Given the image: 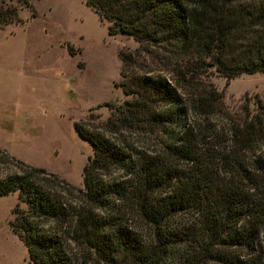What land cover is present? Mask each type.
Returning a JSON list of instances; mask_svg holds the SVG:
<instances>
[{"label": "trees", "instance_id": "1", "mask_svg": "<svg viewBox=\"0 0 264 264\" xmlns=\"http://www.w3.org/2000/svg\"><path fill=\"white\" fill-rule=\"evenodd\" d=\"M84 1L109 34L138 42L124 61L155 51L163 59L140 72L122 67L130 98L98 126L74 122L92 149L80 204L42 168L0 177V197L16 191L24 203L9 225L29 258L70 264L67 240L102 264H210L226 261L224 249L252 248L264 231V197L249 184L264 174V99L231 114L210 75L264 72V0ZM22 6L32 9L30 0H0V29L21 21ZM190 114L227 117L229 144ZM133 133L157 137L158 148L137 145Z\"/></svg>", "mask_w": 264, "mask_h": 264}, {"label": "rangeland", "instance_id": "2", "mask_svg": "<svg viewBox=\"0 0 264 264\" xmlns=\"http://www.w3.org/2000/svg\"><path fill=\"white\" fill-rule=\"evenodd\" d=\"M30 1L32 9H18L20 22L0 29V177L20 173L27 166L42 168L43 175L55 174L63 180L56 188L69 189L66 195L76 206L83 166L92 149L75 131L74 122L98 126L111 115L112 104L130 98L120 86L121 68L152 69L163 56L153 51L124 61L123 54L133 52L138 42L124 33L109 34L110 22L99 18L84 0ZM210 80L222 90L223 105L231 114H243V105L256 108V97L264 99V72L226 79L213 71ZM190 120L210 127L222 145L229 144L227 117L190 114ZM136 135L131 138L138 140L137 145L143 141L148 150L158 148L157 137ZM260 149L264 152V144ZM249 184L264 197L261 171ZM16 204L24 206L16 191L0 197V264H35L9 225ZM139 231L150 232L144 226ZM67 252L70 264H102L70 240ZM224 252L226 261L210 264H264V231L252 248L230 247Z\"/></svg>", "mask_w": 264, "mask_h": 264}]
</instances>
